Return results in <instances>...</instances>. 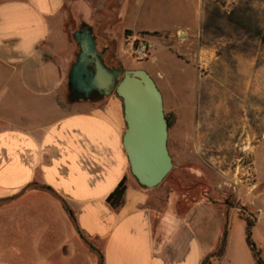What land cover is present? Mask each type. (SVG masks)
I'll return each mask as SVG.
<instances>
[{"label": "crops", "instance_id": "obj_1", "mask_svg": "<svg viewBox=\"0 0 264 264\" xmlns=\"http://www.w3.org/2000/svg\"><path fill=\"white\" fill-rule=\"evenodd\" d=\"M64 6L65 0H0V204H11L0 214L46 206L48 216L55 215L52 228L76 237L62 241L63 250L59 246L65 257L72 255L83 236L102 241L101 264H201L206 253L186 222L177 220L168 234L160 233L172 192L166 203L156 201L157 187L144 190L129 172L122 147L121 99L112 94L62 102L77 57L66 31ZM182 30L189 38L201 32L189 26L175 31ZM123 31L127 40L148 36L141 35L143 31L160 32ZM208 52L213 51L199 49L204 74L196 63L186 64L198 80L197 92L185 84L175 87L165 74H156L165 81L166 115L174 118L169 128L173 160L181 165L196 158L214 170L229 164L236 146L251 141V127L244 119L232 118L229 138L220 142L222 80L211 83V75L213 69L219 70L222 56L205 59ZM122 63V69H137L126 60ZM242 63L250 68V62ZM247 149L246 156L251 155L253 145L243 147ZM240 160L235 156L233 164ZM245 174L248 186L250 173ZM123 177V201L114 208L106 200ZM32 182L39 186H29ZM58 196L73 211L75 223ZM261 210L254 228L264 220Z\"/></svg>", "mask_w": 264, "mask_h": 264}, {"label": "rangeland", "instance_id": "obj_2", "mask_svg": "<svg viewBox=\"0 0 264 264\" xmlns=\"http://www.w3.org/2000/svg\"><path fill=\"white\" fill-rule=\"evenodd\" d=\"M64 11L76 55L79 47L73 34L86 24L97 38V48L104 50L106 66L125 68L122 61L126 60L134 68L147 69L165 102V81L157 72L165 74L173 86L185 84L197 92L198 80L187 65L196 63L204 74L200 48L213 51L204 53L205 59L222 56L219 70L213 69L211 75V83L219 84L216 78L222 80L218 137L220 142L228 140L232 118L244 119L251 127V141L245 145L252 144L253 150L246 156L248 149L243 150L241 143L233 155L241 160L233 164L232 157L228 165L215 166L214 170L196 158L194 163L181 165L173 160L172 170L156 188V201L166 203L169 192L173 194L165 206L160 233L168 234L175 221L182 220L198 237L206 253L204 259L217 253L213 264H256L246 243V223L239 215L256 223L264 209V0H65ZM187 26L201 32L189 38L184 30L175 31ZM126 28L160 31L159 36L148 38L152 45L149 59L133 57V39L123 36ZM150 59L154 61L150 63ZM242 61L250 62V68ZM69 101V91L65 90L62 102ZM164 110L167 114L165 104ZM171 144L172 140L170 154ZM246 171L250 173L248 186ZM10 205H1L0 210ZM52 216L41 205L0 214V264H101L102 241L85 239L86 243L82 239L72 255L65 257L59 246L76 237L52 228ZM252 238L264 259V220L252 229Z\"/></svg>", "mask_w": 264, "mask_h": 264}, {"label": "water", "instance_id": "obj_3", "mask_svg": "<svg viewBox=\"0 0 264 264\" xmlns=\"http://www.w3.org/2000/svg\"><path fill=\"white\" fill-rule=\"evenodd\" d=\"M73 38L79 52L69 71L68 89L85 101L95 95L103 98L112 94L122 99L125 120L122 147L129 172L138 186L146 190L157 187L174 163L168 149L169 123L164 98L156 81L144 68L106 66L104 50L97 48V38L90 26L83 24Z\"/></svg>", "mask_w": 264, "mask_h": 264}, {"label": "trees", "instance_id": "obj_4", "mask_svg": "<svg viewBox=\"0 0 264 264\" xmlns=\"http://www.w3.org/2000/svg\"><path fill=\"white\" fill-rule=\"evenodd\" d=\"M140 34L141 35H148V36H159L160 35L159 32H154V33L150 34L147 31H143ZM121 101H122V99H121ZM166 118H167L168 123H169L168 127L170 128L172 126V124H174V118L172 116L168 117L167 115H166ZM125 184H126V177H123L121 179V181L119 182V184L116 185L114 190L107 197L106 201L112 207L116 208V207H118L119 205L122 204L124 193H125V190H126V185ZM29 186H39V185H37L35 182H32V183H30ZM41 189H45L47 191H51L52 193H54V191H52L48 187H41ZM144 190H146V189H144ZM54 194H56V193H54ZM59 198H60V200L62 202V206H63L65 212L68 214V216L75 223V217H74L73 211L66 205V203L62 200L61 197H59ZM239 218L244 220L245 223H246V228H245L246 243H247L248 247L250 248L249 250H250V252L252 254V257H253L255 263L256 264H264V259H263L262 255H261V250H260V248L257 246V244L254 242V240L252 238V229H254V226H255L254 220L246 217V215L242 216V214L239 215ZM81 238L85 241V238H83V236H81ZM85 242L88 243L87 241H85ZM90 248L94 249V247L92 245H90ZM218 257H219V254H217V253L212 254L210 256H207L205 259H203L201 264H213V260L217 259ZM101 259H102V255H101Z\"/></svg>", "mask_w": 264, "mask_h": 264}, {"label": "built area", "instance_id": "obj_5", "mask_svg": "<svg viewBox=\"0 0 264 264\" xmlns=\"http://www.w3.org/2000/svg\"><path fill=\"white\" fill-rule=\"evenodd\" d=\"M152 45L148 36L136 37L131 41V51L134 58L145 60L151 57Z\"/></svg>", "mask_w": 264, "mask_h": 264}, {"label": "flooded vegetation", "instance_id": "obj_6", "mask_svg": "<svg viewBox=\"0 0 264 264\" xmlns=\"http://www.w3.org/2000/svg\"><path fill=\"white\" fill-rule=\"evenodd\" d=\"M79 96H80V95L77 94L76 92H74V91H72V90H69V98H70L71 100L78 99ZM97 98H99V95H95V96H93V99H97Z\"/></svg>", "mask_w": 264, "mask_h": 264}]
</instances>
